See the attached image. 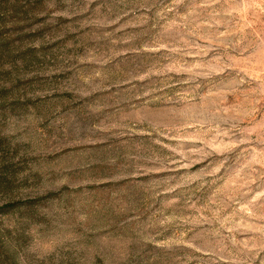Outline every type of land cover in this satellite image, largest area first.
Segmentation results:
<instances>
[{
  "label": "rangeland",
  "instance_id": "obj_1",
  "mask_svg": "<svg viewBox=\"0 0 264 264\" xmlns=\"http://www.w3.org/2000/svg\"><path fill=\"white\" fill-rule=\"evenodd\" d=\"M0 1V264H264V0Z\"/></svg>",
  "mask_w": 264,
  "mask_h": 264
},
{
  "label": "trees",
  "instance_id": "obj_2",
  "mask_svg": "<svg viewBox=\"0 0 264 264\" xmlns=\"http://www.w3.org/2000/svg\"><path fill=\"white\" fill-rule=\"evenodd\" d=\"M2 9H3V5L1 4L0 1V27L3 25L4 21L1 13H2ZM1 35V32H0ZM9 43L6 41H0V57L2 56L1 53H3V55L5 53H8L9 55ZM3 57V56H2ZM2 138H0V195L2 194H7V191L9 190V179L6 177L8 172H10V167L6 164L5 162V157H4V146H3V142H2ZM7 205L2 207L0 206V211H2L3 209H6Z\"/></svg>",
  "mask_w": 264,
  "mask_h": 264
}]
</instances>
